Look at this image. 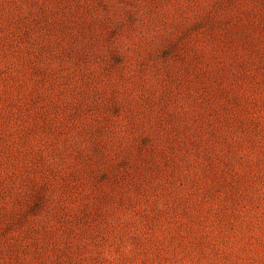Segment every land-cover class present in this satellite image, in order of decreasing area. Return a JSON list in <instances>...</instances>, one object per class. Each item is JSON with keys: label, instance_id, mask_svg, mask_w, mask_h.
Wrapping results in <instances>:
<instances>
[{"label": "rangeland", "instance_id": "1", "mask_svg": "<svg viewBox=\"0 0 264 264\" xmlns=\"http://www.w3.org/2000/svg\"><path fill=\"white\" fill-rule=\"evenodd\" d=\"M0 264H264V0H0Z\"/></svg>", "mask_w": 264, "mask_h": 264}]
</instances>
